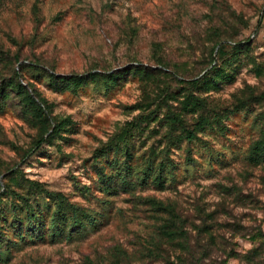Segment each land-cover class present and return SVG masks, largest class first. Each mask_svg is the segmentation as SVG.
<instances>
[{
  "label": "rangeland",
  "instance_id": "374dc122",
  "mask_svg": "<svg viewBox=\"0 0 264 264\" xmlns=\"http://www.w3.org/2000/svg\"><path fill=\"white\" fill-rule=\"evenodd\" d=\"M0 264H264V0H0Z\"/></svg>",
  "mask_w": 264,
  "mask_h": 264
},
{
  "label": "trees",
  "instance_id": "16d2710c",
  "mask_svg": "<svg viewBox=\"0 0 264 264\" xmlns=\"http://www.w3.org/2000/svg\"><path fill=\"white\" fill-rule=\"evenodd\" d=\"M43 141H44L43 139L40 140V141L37 143L36 148H38V147L42 144Z\"/></svg>",
  "mask_w": 264,
  "mask_h": 264
}]
</instances>
